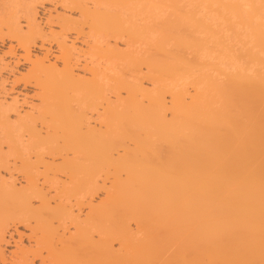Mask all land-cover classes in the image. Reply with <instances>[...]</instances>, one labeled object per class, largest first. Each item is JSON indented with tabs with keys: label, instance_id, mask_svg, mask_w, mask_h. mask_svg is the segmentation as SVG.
Listing matches in <instances>:
<instances>
[{
	"label": "bare ground",
	"instance_id": "1",
	"mask_svg": "<svg viewBox=\"0 0 264 264\" xmlns=\"http://www.w3.org/2000/svg\"><path fill=\"white\" fill-rule=\"evenodd\" d=\"M203 1L229 11L238 23L247 27L248 40L235 55L245 66L238 65L227 71L214 65L216 73H213L209 70L211 64L203 61L200 54H197L196 59L189 60L182 53L169 51L160 44V55L159 52H153L141 59L135 57L136 62L139 60L138 65L143 63L147 71L152 72L147 73L152 80L161 81V84L155 83L157 87L147 90L141 81L121 79V89H125L126 98L118 94L114 103L106 98L102 86L95 88L96 97L102 103L105 101L106 108L102 110L105 109L110 113L108 116H112L110 120L103 119L98 112L100 120L106 119L102 123L108 130L86 131L89 127L83 113L84 116H79L76 125L72 122L75 127L77 123H87L86 132L84 129L80 132L79 126L76 128V132L79 130L81 135L85 132L84 140L83 135L78 136L81 139H75L79 143L82 140L79 145L74 142L72 145L70 140L71 144L69 141H65L68 143L65 144L61 139L60 144L52 140L54 142H49L47 147L50 154H59L67 149L73 152L72 158L64 152L69 158H64L60 163L69 171L67 173L72 180H77L76 188L85 194L83 199L98 189L101 174L105 178L112 175L106 197L97 205L85 203L89 210L83 220L73 215L72 208L63 210V216H74L75 233L68 234L70 236L57 248L49 236L55 229L51 225L53 208L47 204L48 198H42L44 195L35 180L37 177L30 171L33 164L28 170L30 165L26 166L27 162L23 161V167H27L26 173L30 171V175L26 174L27 187L23 190L20 188L18 196L14 194L17 191H13V187L7 191L6 185L11 186V183L6 184L0 177V254L3 253L1 242L5 241V230L13 219L26 224L33 221L30 229L33 235L35 233V238L28 248L18 246L9 264H30V256L39 257L41 264H264V0H250L252 4L248 11L236 0ZM7 3L11 5V0H2L0 3V32L6 27L7 35L21 44L24 58L32 66L29 70L31 78L37 84H40L42 75H53L57 79L58 74L52 65H46L37 56L31 59L29 44L35 35L42 34L35 5L27 3L25 9L23 7L28 27L25 32L15 21L10 20L11 17L4 20L7 16L3 17L2 10L7 7ZM72 3L77 6L75 9H81L82 17L89 16L88 6H82L76 0H72ZM93 3L95 8H99L96 1ZM174 8L180 10L178 4ZM195 17L192 19L179 15L177 21L163 20L159 26L162 41L165 42L169 35H175L173 38L176 37L178 43L190 48L193 46L196 51L206 49L209 40L226 45L218 29L205 19ZM115 19V23L112 20L114 24L117 23ZM95 24L91 27L95 30V36L92 34L94 45L98 43L95 32L101 31L95 29ZM228 25L235 32V25L229 21ZM191 27L203 33V37H191ZM184 29L190 31L189 34L186 31L184 34ZM58 45L64 63L61 75L66 81L73 80L76 87L81 80H77V75L75 80L71 71L73 66L69 65L72 49L65 39L60 40ZM118 51L116 49L114 52L111 48V57L119 53L123 57H131L129 53ZM1 62L3 58L0 57ZM154 70L159 74L156 75ZM1 74L0 70V80H3ZM167 77L171 80H186L192 87V93L188 92L184 83L162 82ZM89 84L82 87L88 86L89 89ZM4 87L1 81L0 93L6 95ZM166 95L170 97L168 102ZM59 96L61 98L64 95L59 93ZM11 98L14 102L19 101L16 95ZM30 130L33 135H38L35 128ZM13 145L10 139L8 148L12 151L15 150ZM119 148L120 154L117 153ZM115 150L117 156H114ZM44 168L47 167L44 165ZM10 190L14 195H10ZM39 195L43 199L42 205L32 207L29 198ZM57 213L59 217L61 213ZM131 222L135 225V231L131 228ZM113 241L117 242L119 249L113 248Z\"/></svg>",
	"mask_w": 264,
	"mask_h": 264
},
{
	"label": "rangeland",
	"instance_id": "2",
	"mask_svg": "<svg viewBox=\"0 0 264 264\" xmlns=\"http://www.w3.org/2000/svg\"><path fill=\"white\" fill-rule=\"evenodd\" d=\"M15 1L16 0H11L12 6L10 4L8 6V2L7 7L2 10L3 17L7 16L4 18V20L11 17L10 20L15 21L21 28V30L26 32V30H28L26 23L27 17L25 14L26 11L23 10V7L25 4L28 5L27 3H32V5H35L37 11L36 17L37 20H39L38 23L40 25V28H42V34L35 35L34 40L29 44V52L32 57L31 59H35V56H37L38 58H42L46 65H52L58 74V78H54L55 76L53 77V75H42L43 78H40L42 80L40 84L38 83V85L35 82L36 80L34 81V78H31L29 70L32 66L30 65V61L24 58L25 55L21 44L18 42V40L7 35L6 27L2 29V33L0 32V57L3 58V62L0 63V70L2 71L1 76L3 80H0V82H4V90H6L7 92L5 91L6 95L0 93V177L7 182L6 184L11 183V186L9 185L10 187L6 185L7 191L8 189H11V187H13V191H17L14 192V194L18 196V192L20 191L19 189L21 188L23 190V188L27 187L26 184L28 183L26 180V176L30 175L29 172L32 171V174H34L37 178L32 174L31 175L34 177V179L36 178L35 180H37L36 182H38V187H41L43 191L42 196L44 195L45 197H42L40 195L38 197H34V195L33 197L29 198V204H31L32 207H39L42 205V198H45L46 200L48 198L47 204L51 205L49 207L53 208V215H51L53 217L50 216L51 225L53 226V228H55L54 232L52 233L54 235L51 234L49 236L50 238L52 237L51 239L53 240V244H56H54L55 247L60 248L62 241L75 233V222L73 221V217L76 215L79 219L83 220L86 216L85 214L89 210V206H87L85 203H88V205L89 203L97 205L100 201L105 199L104 197H106V191L110 188V183H112L113 179L111 177L112 175L108 176V174V178H105V176L101 174V176H99L100 178H98L100 179L98 180V189L93 191L91 194L86 193V199H83L82 196H84L85 194L83 193V191H80L76 188L77 180H74L76 182L75 183L72 180V177H70V174L67 173L69 171L65 170L66 168H63V163L62 165L60 163L64 158H69L68 156H71L72 158L73 152L70 150L69 153L67 149L61 151L59 154L58 152H53L52 154H50L51 152H48L49 150L47 147L49 142L51 143L56 141L55 143H59L63 141V143H65V141L68 142L69 140L71 141V143L74 142L76 143L75 145H77V143L79 145L82 140H79L80 143L76 140H78V138H80L82 135V139L84 140V133L86 131H89L88 129L94 130L96 132H105L108 130L103 124L105 123L106 119L105 121L102 120L104 118L109 119V117L110 119H112V116H108L110 115V113L104 111L105 109L102 110L103 107H105V101H103L102 103V101H100L96 97L97 94L95 95V88H101L102 86L106 98L110 102L114 103L115 101H117L116 95L119 94L120 97L126 95L125 89H121L123 88L121 85V79H126L133 82L141 81L142 86L147 90H152L153 88L157 87V84H161V81L159 80L158 82L152 80V78L149 77L150 75L147 74L149 72V70L147 71V66H144L143 63L142 65H138L139 60H137L136 62L135 57L136 59H138V57H140L139 59H141L144 55L153 52L155 54H158L156 52H159L160 55V49L162 46L166 47L165 49L169 51L171 50L174 53H182L189 60L196 59L197 54H200L203 61L211 64L209 70L213 73H216V67L214 65L222 70L227 71L232 70L235 66L238 65L245 66L243 61L238 60L235 55L242 48L243 44L248 40V29L246 26L238 23L234 15L229 11L218 9L217 7L210 5L208 2L203 0H78L79 3L82 4V6H88L87 8L91 9H89V12L87 13L89 14L88 17L87 15H83V17L81 16V9H75V7L77 6L73 5L72 0H17L16 3ZM78 1L76 0V2ZM94 1H96V4L98 3V5H100L99 8H95V6H93ZM236 1H238L242 5L245 11L251 9L252 2L250 0ZM1 2L2 0H0V3ZM16 4L18 6H15ZM177 4L180 8V10L178 11L182 13H179V15H185V17L187 16V18L188 16H190V18L192 19H194L195 16L197 18L205 19L213 28L220 31V35L225 39L226 45H219L209 40V44L207 45L206 49L196 51L193 49V46H191L192 48H190V46H183L178 43L177 38H173L175 36V32L173 31L171 32L174 33V36L169 35L172 39L168 36L167 38H165V42L164 40L162 41V32L160 31L161 28L159 26L162 25L161 22L163 23V20L168 19L169 21H177V18L178 20L180 19L178 11L175 10L176 8H174ZM115 17V20H117L118 24H114L116 22L113 20ZM95 18L96 21L94 20ZM69 20L71 21V23ZM74 20H77L78 22L81 21V23H77V21L72 22ZM112 20L114 21V23ZM228 21L232 22L235 25V32L230 29ZM75 23H77L78 25H75ZM112 23L114 27L112 26ZM94 24L96 25L95 29L99 28V30H101L99 31V33L95 32L98 36V43H96V45H94V41L92 38L93 35L95 36V30L91 28ZM99 25L101 27H99ZM158 28L159 30H157ZM193 28L194 27H191V32L184 29L183 33L185 34L186 31V34H189L190 32V35L193 38L196 36L203 37V33L196 32L198 30H195V28ZM62 39H65L72 49V58H70L71 61L69 65L73 66V68L71 67L73 76L75 77L77 75L76 77L79 78L77 80H81L79 84H76L77 88L75 87L73 80L70 82L66 81L61 75L64 69V63L61 57L62 53L60 52L61 50L58 43ZM164 44L168 45L165 46ZM177 44L179 45L177 46ZM158 47L160 48L157 49ZM111 48L112 50H114V52L116 49H118L119 51H124V53L126 54L129 53L131 57L128 58L121 52L124 55L123 57L118 51L120 56L117 57V55L119 54L116 55L115 53V57H117L115 59V57H111ZM155 71L157 70H154V72ZM157 74L159 73H156V75ZM165 78H163L164 81L162 82L168 84L184 83L187 87L188 92L192 93V87L186 80L181 81L178 79L171 80L168 77V79ZM91 80L93 81L91 82ZM94 80L98 83H96ZM155 83L157 84L155 85ZM86 84L91 85V89H88V86L82 87V85ZM42 86L44 87V89ZM60 90L63 92H61ZM45 93L47 94L45 95L46 100L43 96ZM59 93L61 95L63 94L64 96L60 98ZM15 95L19 100L17 102L12 101L13 98H11ZM42 96L44 97V101L42 99ZM124 97L126 98V96ZM2 98H5V100ZM169 98V95H166L167 102L170 101ZM59 101L65 104H62V106ZM56 103L59 105H57ZM50 104H52L53 107H50ZM54 106H56L55 109ZM70 110L72 111L70 112ZM103 111L104 113H106V115L103 114ZM98 112L102 114V120H100L101 116L98 115ZM83 113L87 117L88 124L83 121L82 125H79V123H77L79 126V130L81 129L80 132H82L83 129V131H85L86 124L89 128H86V131L81 135L79 130L77 131L78 133L76 132V128L78 126L75 127L72 125L74 122L76 125L78 119L84 116ZM67 114L69 116H66ZM169 115L170 114L168 112V116ZM98 117H100V119ZM29 126H32L33 129L35 128L39 136L33 135L30 130L32 128H30ZM72 127H75V131H73L74 129H72ZM37 136L39 138H37ZM66 136H68L69 139L68 137L66 138ZM10 139H12L14 142V151L8 148ZM47 139L51 140L47 141ZM67 142L65 144H68ZM74 143H72V145H74ZM161 146H163L162 143ZM64 152H67L68 156ZM114 152V156H117V153H122L120 148L117 150V153L116 150ZM55 153L56 155H54ZM61 154L63 156L62 159ZM63 154H66V156H64ZM38 156H40L41 158H39ZM37 158H39L40 162ZM23 161L24 163L27 162L26 166L30 165L28 166V170L29 167H31V165L33 164V167H31L32 169L27 173L26 171L28 170L27 167L26 169L23 167L25 166V164L22 163ZM29 162H31V164ZM34 163L36 165H34ZM42 163L47 168L51 169L48 170L47 168H44V165ZM50 164L51 166L54 165V168L51 167ZM61 168L66 172H63ZM11 190L10 192L12 193H10V195L13 194V191ZM9 196L8 199H10ZM13 197L14 196H12L11 198ZM85 200H87V202H85ZM81 202L84 204H82ZM59 208L62 211H60ZM70 208H72L71 211L73 212L74 216L72 217L70 215H67L65 217L66 214H64L63 216V210ZM54 211L61 213L59 214L60 219L57 215L58 213L56 212V214L54 213ZM14 220L15 219L8 222V227L5 230V241L3 240L4 242H1V250L3 252V256L2 254H0V264H9V262H11L12 260V253L18 251L17 247L22 246L28 248L30 246L29 243L32 244L35 238H33L35 233L33 235L32 230L30 229L31 226H33L31 225L34 223L33 221L27 223L29 224V226L31 225L29 227L26 223H21V221L19 222L17 219L15 221ZM130 225L132 230L135 231L136 229L133 222H131ZM38 235H40V233ZM57 236H59L61 239L58 240L59 237ZM113 248L119 249V245L116 241H113ZM39 259V257L32 258L30 256V262L32 263H29L41 264L40 261H38Z\"/></svg>",
	"mask_w": 264,
	"mask_h": 264
}]
</instances>
